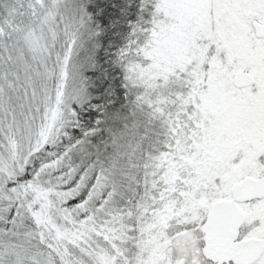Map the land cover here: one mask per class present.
Returning <instances> with one entry per match:
<instances>
[{"label":"snow or ice","instance_id":"obj_1","mask_svg":"<svg viewBox=\"0 0 264 264\" xmlns=\"http://www.w3.org/2000/svg\"><path fill=\"white\" fill-rule=\"evenodd\" d=\"M0 264H264V0H0Z\"/></svg>","mask_w":264,"mask_h":264}]
</instances>
